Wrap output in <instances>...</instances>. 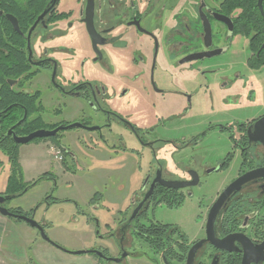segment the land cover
<instances>
[{
	"label": "flooded vegetation",
	"instance_id": "flooded-vegetation-1",
	"mask_svg": "<svg viewBox=\"0 0 264 264\" xmlns=\"http://www.w3.org/2000/svg\"><path fill=\"white\" fill-rule=\"evenodd\" d=\"M226 1L0 0V23H7L13 32L8 35L3 28L0 34V167L4 156L9 173L0 197H14L1 208L34 221L38 212L45 214L64 204L82 215L115 211L118 218L113 223L91 219L95 233L94 247L87 250L95 252L90 253L91 264H117L109 260L126 255L119 263L124 264L128 258L145 256L134 249L142 246L161 264H168L165 254L169 250L170 263L185 264L190 249L205 239L209 210L224 190L208 209L200 240L189 241L177 227L151 217L163 207L179 208L200 185L199 171L189 167L193 159L190 153L198 150L210 133L228 132L242 159L236 179L264 169V147L249 143L246 136L256 120L235 128L210 123L202 131L185 135L182 124L179 137L163 134L171 125L204 116L194 112L195 107H204L210 87L204 81V60L211 58L210 52H224L213 49V24L224 26L226 34L247 37L250 58L258 60L264 52V42L255 51L250 48L252 35L237 32L241 12L228 14ZM7 16L16 20L18 31ZM222 17L229 19V24L219 21ZM206 22L211 37L206 33ZM22 24L26 25L24 31ZM175 127L171 131H178ZM72 130L94 133L115 156L123 153L125 158L137 159L135 165L125 164L124 171L116 174L127 183L135 173L140 174L139 187L128 202H110L108 185L94 193L86 208H80L73 196L61 197L59 184L64 178L77 182L82 170L90 172L80 162L74 141H64V133ZM37 133L51 135L19 142ZM32 144L48 151L53 161L43 164L44 171L37 177L28 179L21 149ZM225 159L213 169L226 168ZM210 170L203 168L206 175ZM195 180L198 184L194 187L166 186ZM35 188L43 194L35 207L12 204ZM35 222L45 233L48 222ZM158 226L166 227L164 245L169 246L164 251H158L159 245L153 246L147 239V232ZM215 233L219 240L238 235L242 241L227 244V249L204 242L195 252L193 264H243L245 255L249 264H264V179L245 184L230 198L219 211Z\"/></svg>",
	"mask_w": 264,
	"mask_h": 264
},
{
	"label": "rangeland",
	"instance_id": "rangeland-1",
	"mask_svg": "<svg viewBox=\"0 0 264 264\" xmlns=\"http://www.w3.org/2000/svg\"><path fill=\"white\" fill-rule=\"evenodd\" d=\"M213 49L224 52L204 60L203 65L207 71V80L204 81L206 85L210 84V87L207 90L204 107L194 108L195 113H203L204 116L171 125L166 132H163L166 137L175 138L182 135V130L178 129L182 124H185L183 134L188 131L187 134H191L202 131L210 123L219 122L235 128L238 124L257 121L264 117V65L259 69H251L248 66V60L251 57L248 50V38L242 35L226 34L224 26L215 23L213 24ZM199 95L202 96L201 93ZM174 127L178 131H171ZM234 132L238 139L239 133L236 129ZM64 141H74V149H77L80 162L88 166L90 172L87 168L82 170L79 173L81 178L77 179V182L71 178H64L59 184L61 197L73 196L80 208H86L94 193L102 192L103 187L108 185L110 202L119 199L124 202L129 201L131 194L139 187L140 174L135 173L130 183L125 182V178L121 181L116 174L124 171L125 164L129 166L134 163L135 165L136 158L133 160L125 158L123 153L115 156L94 133L82 130L65 132ZM113 144L115 141L110 142V145ZM21 151L23 164L25 160L27 161L25 170L28 179L37 177L44 171L43 164H50L53 161L48 151L33 144L24 146ZM229 154H232V159L226 168L208 175L203 172L204 167L213 169ZM190 156L193 159L189 167L198 170L202 176L200 185L193 189L192 196L187 198L179 208H160L151 218L164 225L177 227L182 235L189 241H193L203 238L208 209L216 196L237 178L242 159L240 151L234 146L228 132L210 133L198 146V150L191 152ZM1 162L3 163L0 167V192L4 190L9 175L4 156L1 157ZM43 187L47 189L48 185L44 184ZM42 197L40 188H35L24 198L12 204L29 209L35 207ZM93 218L110 224L118 217L115 211L89 215L76 214L69 204L53 207L45 214L38 212L35 221L45 219L48 222L49 226L45 234L51 243L60 247V250L40 239L38 233L23 221L6 218L15 228L7 241L10 253L13 257H18V254L27 257L33 261V264H91L93 260L91 254L72 255L69 252L87 251L94 247L95 233L93 222H91ZM3 232L8 233L7 230ZM143 247H134V249L144 252L145 256L128 258L124 264H161L157 257ZM111 253L113 256L116 254ZM7 259L4 252L0 253V264H11ZM27 263L30 264V262Z\"/></svg>",
	"mask_w": 264,
	"mask_h": 264
},
{
	"label": "water",
	"instance_id": "water-1",
	"mask_svg": "<svg viewBox=\"0 0 264 264\" xmlns=\"http://www.w3.org/2000/svg\"><path fill=\"white\" fill-rule=\"evenodd\" d=\"M262 3L263 0H258L257 1V7L259 9V12L261 13L263 19H264V13H263V8H262ZM7 20L10 22V24L13 26V28L15 30L18 31V26H17V22L13 17L7 16ZM219 21L225 23V24H229V19L222 17L219 19ZM91 32V30H90ZM206 33L208 35V37H211V28L209 23L206 22ZM264 47V44L262 46V48ZM219 53H214V52H210V54L208 55V57H212L215 55H218ZM191 60L196 59V58H190ZM190 61V60H189ZM70 129V128H67ZM51 134H46V133H37L34 134L28 138H25L23 140H20L19 142L22 144L28 143L29 141H31L34 138H39V137H47ZM246 136L247 139L249 141V143H255V144H259L261 146L264 147V117L260 118L259 120L255 121L246 131ZM220 168H216L215 170L212 169L210 171H208V173H213V172H217L219 171ZM257 179H264V169H257L248 173H245L243 175H241L238 179L234 180L231 184H229L224 191L219 195V197L217 198V200L215 201V203L212 205V207L209 210L208 213V217H207V221H206V225H205V239H203L202 241L196 243L189 251L188 255H187V259H186V263L185 264H193L194 262V257H195V252L197 251L198 248H200L202 246V244L204 242H210L211 244L215 245L216 247L220 248V249H227V244H231L234 241H242L241 239H239L238 235H230L225 237L222 240H219L216 238V233H215V223H216V219L217 216L219 214V211L221 210V208L223 206H225L230 198L239 193L242 189V187L253 181V180H257ZM198 184V180H195V182H191V183H180V182H175L172 183L171 185L168 184L166 185L169 188H173V189H183L186 187H194ZM14 197H0V214L4 217H11V218H15L18 220H21L23 222H25L26 224H28L31 228L36 229L39 234L40 237L43 241L45 242H50V239L46 236V234L44 233V230L42 228L41 225H39L38 223H36L33 218H28V217H15L13 215H11L7 210L1 208V204L5 201H10L12 200ZM57 247V246H56ZM72 255H87L90 253H95L92 251H77V252H69ZM126 255H122L120 258L118 259H111L109 261H113L114 263H121L124 259ZM250 263V258L247 257V255H245L243 264H249ZM212 264H215L214 262Z\"/></svg>",
	"mask_w": 264,
	"mask_h": 264
},
{
	"label": "trees",
	"instance_id": "trees-1",
	"mask_svg": "<svg viewBox=\"0 0 264 264\" xmlns=\"http://www.w3.org/2000/svg\"><path fill=\"white\" fill-rule=\"evenodd\" d=\"M226 12L228 14L232 13L235 10H240V17L237 19V32L242 33L246 36L252 35V39L250 40V48L253 50H258L261 44L264 42V20L257 8V0H227L225 3ZM263 13H264V1L262 4ZM3 28H6L8 31V35L12 34L9 25L7 23H0V34ZM26 28L25 24H22V30L24 31ZM6 31V33H7ZM4 32H2L3 34ZM17 41H20L17 38ZM6 42H9L8 40ZM255 53V52H254ZM248 65L251 69H259L262 65H264V52H261L260 58L257 60L254 56L248 60ZM232 159V154H229L225 159V167L228 166V163ZM18 221V220H15ZM19 222V221H18ZM164 226H158L155 231H148L147 235L149 236L148 241L156 247L158 251L166 250V247L169 245H164V242L167 241L166 238V230ZM156 243V244H155ZM185 253V249L182 250ZM170 255L171 251L169 250L165 254L166 261L168 264L170 263Z\"/></svg>",
	"mask_w": 264,
	"mask_h": 264
},
{
	"label": "crops",
	"instance_id": "crops-1",
	"mask_svg": "<svg viewBox=\"0 0 264 264\" xmlns=\"http://www.w3.org/2000/svg\"><path fill=\"white\" fill-rule=\"evenodd\" d=\"M14 229L15 228L11 224H9V221L6 218L0 216V253L4 252V254L7 255V260L11 264H29L27 262H30V259H28L27 257H22L19 254L18 257H13V254L10 253L11 250L8 247L7 241L10 237L11 232L14 231ZM6 230L8 231V233L3 232Z\"/></svg>",
	"mask_w": 264,
	"mask_h": 264
}]
</instances>
